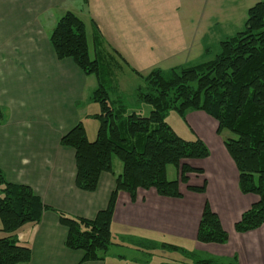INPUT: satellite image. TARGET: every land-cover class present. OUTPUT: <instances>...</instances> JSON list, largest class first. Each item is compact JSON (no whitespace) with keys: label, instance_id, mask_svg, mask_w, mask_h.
I'll return each instance as SVG.
<instances>
[{"label":"trees","instance_id":"obj_1","mask_svg":"<svg viewBox=\"0 0 264 264\" xmlns=\"http://www.w3.org/2000/svg\"><path fill=\"white\" fill-rule=\"evenodd\" d=\"M92 35L97 47L94 60L89 56L85 24L73 13L61 16L49 36L56 59L71 60L83 75L97 79L98 86L91 94L92 102L100 108L99 114L92 116L99 123L95 140L90 142L78 123L59 143L74 152L77 190L95 192L100 175L113 174L114 159L121 164L115 188L105 209L93 219L73 218L44 206L29 186L9 183L0 170V264L30 261V249L20 245L14 233L25 225L38 224L45 211L54 212L66 230L65 248L82 252L83 262H95L102 261L114 244L110 226L118 192L126 193L131 201H135L138 190L181 199L180 185L188 192L204 194L206 180L201 186L189 185V176L203 175V170L185 162L206 160L210 151L199 138L185 141L178 137L165 122L169 111L182 118L201 112L216 123L217 136L231 134L223 146L238 173L239 192L257 197L234 224V231L244 234L259 229L264 224V0L247 10L243 29L221 41L211 60L167 71L152 69L140 75L143 87L136 90V98L151 107L147 117L133 112L123 118L112 108L103 78L111 74L109 66H118L116 59L129 66L116 52H112L113 57L103 51L94 23ZM209 53V47L203 50L204 55ZM169 166L178 172L172 181L166 177ZM196 241L216 245L228 242V234L207 203ZM163 246L185 254L189 264H221L217 259H201L195 253Z\"/></svg>","mask_w":264,"mask_h":264},{"label":"crops","instance_id":"obj_2","mask_svg":"<svg viewBox=\"0 0 264 264\" xmlns=\"http://www.w3.org/2000/svg\"><path fill=\"white\" fill-rule=\"evenodd\" d=\"M17 1V9L0 12V92L6 93V89L14 85L17 88L24 87L32 97L30 104H25V111L20 112V117L24 116L23 122H19L20 117L17 115L4 117L9 103L0 93V170L9 183L29 186L44 206L69 217L91 220L107 206L115 188V177L121 173V169L116 168L112 161L113 174L102 173L95 192H81L74 184V152L61 147L59 142L74 126L87 120L89 114L82 113L79 103L85 95L82 91L84 84L92 76L83 75L71 60L58 61L49 44V36L58 21L50 11L59 8L64 0ZM86 3L89 5V0ZM89 17L91 35L94 23L103 41V51L110 56H113V51L116 52L135 70V65L131 63L133 59L124 48L133 37L124 42V32L115 20L109 17L102 20L94 13ZM50 20L51 30H45L44 25L47 22L49 24ZM194 34L188 38H176L164 59L159 62L179 58L189 60L201 55L207 48L203 44L204 35L199 37ZM134 43L135 49L144 48L145 44L138 37ZM92 44L93 55L89 44L88 52L94 60L97 47L93 35ZM153 44L155 46L153 48L151 45L152 50L149 52L161 49L159 43ZM93 80L96 85L94 77ZM21 97L18 100L10 97L11 104L14 102L18 105ZM194 113L197 114L195 119L200 128L214 125L216 130V123L211 118L201 112ZM28 127L31 131L27 135L24 130H28ZM221 140L223 146L224 139ZM220 151L222 164L209 167L215 170L214 174L219 173L215 189L211 188L206 170L196 165L203 160L185 162L203 170V175L197 176L206 180L204 194L188 192L186 186L180 185L181 199L163 198L154 190H138L135 201H131L126 193L118 192L110 226L114 244L102 261L83 262L82 252L66 249V230L59 224L57 215L51 211L43 212L38 224L25 225L14 233L19 244L30 249L31 259L27 264H134V261L139 260L133 257L132 262L128 263L125 254H114L112 250L119 248L127 252L129 242L135 245L149 244L154 236L192 242V253L217 259L221 264H264V224L244 234L234 231V224L242 213L257 200L254 195H242L239 192L236 168L232 160L228 159L227 152ZM212 155L211 151L206 160L212 159ZM229 175L231 180L236 176L235 184L229 179L225 181ZM193 176H189V185ZM202 183L191 186H201ZM205 203L218 216L222 228L228 234L225 245L200 244L196 241ZM1 237L3 235L0 233Z\"/></svg>","mask_w":264,"mask_h":264},{"label":"rangeland","instance_id":"obj_3","mask_svg":"<svg viewBox=\"0 0 264 264\" xmlns=\"http://www.w3.org/2000/svg\"><path fill=\"white\" fill-rule=\"evenodd\" d=\"M259 1L261 0H89L88 5L83 0H64L59 8H54L50 13L58 20L64 13L69 11L83 20L86 26V35L91 56L93 55V44L90 14L93 15L94 13L102 20L105 17H109L119 23L121 30L124 32V42H126V39L133 37V40L124 48L128 56L133 59H131V63L135 65V70L138 74L134 73L131 70L132 68L127 67L120 60L116 59L118 66H109L111 74H105L103 84L109 95L112 108L120 111V116L126 118L134 112L141 117H147L151 111V107L138 101L136 98V90L143 87V81L140 75L145 76L152 70L150 68L167 71L176 67L175 65L189 66L211 60L214 56V51L221 41L243 29L246 20V11ZM16 3H18L17 0H0V12L2 10L12 11L17 9ZM51 24V20L49 24L47 22L44 25L45 30H51ZM135 32L137 34H134ZM192 33L193 36L195 35L194 33L199 37L204 35L203 44L210 48V53L207 56L202 51L201 55H196L189 60L179 58L174 61L159 62L164 59L176 38H188ZM137 37L139 41L145 44L143 49H135L136 45L134 41ZM153 42L159 43L161 49H154L152 52H149V50H152L151 45H153V48L155 46ZM155 63L157 67L154 66ZM92 81H94L93 76L84 84L82 91L85 95L79 103V109L82 113L89 114L87 120L82 123V126L90 142L95 140L99 125L98 121L94 120L92 116L99 114L100 111L99 105L91 100V94L94 88L98 87ZM0 93L9 103L8 108L5 109L3 114L5 118L7 115L9 118L13 115L20 117V112L23 113L25 111V104L29 105L32 97L31 93H26L24 87L17 88L14 85L7 88L6 93ZM10 97H13L15 100L21 97L18 105L14 102L11 104ZM196 115L195 113H190L185 118H182L175 111H169L165 116V122L181 139L193 141L199 138L207 145L210 152L212 151V159L203 160L200 164L196 165L206 170L210 179L209 183H211V188L215 189L218 185L219 173L217 175L216 173L214 174L215 170L212 168L216 164H222L220 149L224 153L226 151L224 146H222L221 139L230 138L231 134L223 132L221 136H217L214 125L213 127L206 125L204 128H200L198 120L195 119L197 117ZM23 116L20 117L19 122H23ZM209 121L214 124L211 119ZM30 131V127H28V130H24L27 135ZM228 159L230 160V158ZM113 161L115 167L121 169L120 162L116 159ZM209 167L212 168L209 169ZM167 178L170 181L178 178V172L174 167L169 166L167 168ZM225 179V181L229 179L231 183L235 184L236 176L232 180L231 175ZM201 181H203L201 176L194 175L191 177L190 184H200ZM255 198L257 200L256 196ZM147 244L135 245L129 242L128 245L130 247L127 248V252H123L124 250L117 248L116 250H112V253L118 255L125 254V258H128L125 260L128 263L132 262L131 259L133 257L138 259L139 261H134V264L190 263V260L184 256L185 254L163 246V244L191 252L193 250L192 242L174 241L169 238H157L154 236V238H151L149 245ZM199 258L206 259L202 256H199ZM222 264H227V262H223Z\"/></svg>","mask_w":264,"mask_h":264}]
</instances>
